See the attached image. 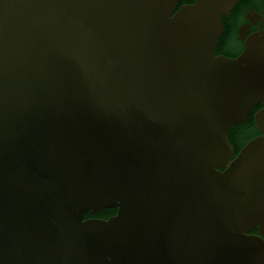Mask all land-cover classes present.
Returning a JSON list of instances; mask_svg holds the SVG:
<instances>
[{
  "label": "water",
  "instance_id": "water-1",
  "mask_svg": "<svg viewBox=\"0 0 264 264\" xmlns=\"http://www.w3.org/2000/svg\"><path fill=\"white\" fill-rule=\"evenodd\" d=\"M236 1L0 0V264H264V32L214 53Z\"/></svg>",
  "mask_w": 264,
  "mask_h": 264
},
{
  "label": "flooded vegetation",
  "instance_id": "flooded-vegetation-1",
  "mask_svg": "<svg viewBox=\"0 0 264 264\" xmlns=\"http://www.w3.org/2000/svg\"><path fill=\"white\" fill-rule=\"evenodd\" d=\"M196 3L197 0H177L174 13L177 12L182 6L195 5ZM263 11H264V0H238L236 1L235 6L228 11V13H230L229 16L227 13L221 12V23H222L223 31L217 37L216 44L214 46L215 55L236 59L246 50L247 48L246 41L251 35L258 33L259 34L258 38L262 37L263 34L261 33L264 32ZM260 26H261V31L259 29ZM261 107H262L261 103L255 105L252 109L249 118L245 122L234 125L240 127L242 131H249L252 134L249 140L261 135V132L257 127L254 118L255 113ZM249 140L241 144L239 150ZM233 146L235 148V156H236L239 150H237L235 145ZM89 217H98V216L92 215ZM98 218H102V217H98ZM250 234L258 235L262 237V234L258 227L253 228Z\"/></svg>",
  "mask_w": 264,
  "mask_h": 264
},
{
  "label": "trees",
  "instance_id": "trees-1",
  "mask_svg": "<svg viewBox=\"0 0 264 264\" xmlns=\"http://www.w3.org/2000/svg\"><path fill=\"white\" fill-rule=\"evenodd\" d=\"M251 136L252 134L249 131H242V129L238 126L232 127L230 133L228 134L229 141L236 146L237 150H239L241 144L249 140ZM114 212L115 208H105L102 209L99 213L94 214V216L107 218ZM89 216H92V214H90L89 212L84 213V218H87Z\"/></svg>",
  "mask_w": 264,
  "mask_h": 264
}]
</instances>
